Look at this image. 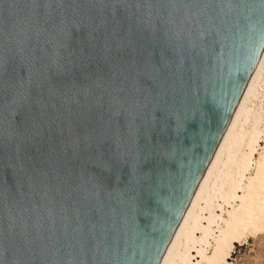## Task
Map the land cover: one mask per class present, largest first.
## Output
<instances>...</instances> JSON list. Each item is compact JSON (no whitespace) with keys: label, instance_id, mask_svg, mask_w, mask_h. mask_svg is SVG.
<instances>
[{"label":"water","instance_id":"water-1","mask_svg":"<svg viewBox=\"0 0 264 264\" xmlns=\"http://www.w3.org/2000/svg\"><path fill=\"white\" fill-rule=\"evenodd\" d=\"M264 49V0H0V264H159Z\"/></svg>","mask_w":264,"mask_h":264},{"label":"rangeland","instance_id":"rangeland-1","mask_svg":"<svg viewBox=\"0 0 264 264\" xmlns=\"http://www.w3.org/2000/svg\"><path fill=\"white\" fill-rule=\"evenodd\" d=\"M260 72L248 97L250 110L230 147L231 156L223 162L224 151L220 154L217 181L214 187H207L208 198L198 201L194 224L186 232L187 237L179 241L181 255L171 264H264V228L255 231L247 228L237 240L231 241L227 255H223L225 239L230 236L225 229L240 214L238 208L255 184L256 164L264 158V69Z\"/></svg>","mask_w":264,"mask_h":264},{"label":"bare ground","instance_id":"bare-ground-1","mask_svg":"<svg viewBox=\"0 0 264 264\" xmlns=\"http://www.w3.org/2000/svg\"><path fill=\"white\" fill-rule=\"evenodd\" d=\"M262 69H264V49L260 54V58L244 88V91L241 95L239 102L235 107L230 121L224 133L222 134V137L212 155V158L208 163L194 191V194L192 195L171 237L159 264H171L172 260L174 261L177 257H180V252L182 248H179V241L184 240V238L187 237L186 232L189 231L192 225L194 224V219L196 218V213L194 212V209L199 203L198 201L201 198H208L210 188L207 187L210 185V187H214V183L215 181H217L216 178L220 173V165L217 162L220 154L224 151L225 159H223V162L227 161L231 156L230 147H232L233 142L235 141L239 133L240 126L244 117L246 116V113L250 110L249 106H247L248 97L253 91L256 78ZM250 137L249 140L251 139ZM249 140L247 142H249ZM256 165L258 167L255 169V176L253 175L255 184L254 186H252V190H249L250 194L248 195L246 193V195H248L246 197V200L240 204L241 206L240 208H238L240 214L237 216V218H232L225 229V232H227L226 235L230 233V236L227 235L229 238L225 239L226 244L223 245L225 246L223 249L225 250V254L223 255H227L228 249L232 246L231 241H234L235 239L237 240L247 228L251 229L252 231H255L258 228H264V158L262 159L261 157V161ZM251 178L253 179V177Z\"/></svg>","mask_w":264,"mask_h":264}]
</instances>
